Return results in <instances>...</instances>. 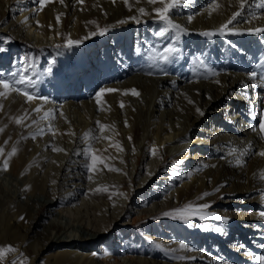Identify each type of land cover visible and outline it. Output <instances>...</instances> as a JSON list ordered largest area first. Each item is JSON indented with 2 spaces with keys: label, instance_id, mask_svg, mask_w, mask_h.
<instances>
[{
  "label": "bare ground",
  "instance_id": "bare-ground-1",
  "mask_svg": "<svg viewBox=\"0 0 264 264\" xmlns=\"http://www.w3.org/2000/svg\"><path fill=\"white\" fill-rule=\"evenodd\" d=\"M80 1L48 0L50 11L45 13L37 0H0L3 31L31 46L50 44L53 33L60 38L67 18L70 32L77 35L85 14L95 15L106 27L109 41L108 47L93 50L90 59L84 58L75 70L62 58L61 69L51 67L48 75L38 79L32 100L17 92L0 96L5 105L16 101L33 111L40 108L34 111L35 124L26 120L12 134L21 140L12 145L13 155H9L11 148L6 155L4 151L5 135L13 132L15 123L7 130L0 123V197L9 199V205L27 222L23 226L19 220L12 224L7 219L6 226L13 230L23 226L19 246L25 241L33 249L32 261L55 251L53 264H170L179 259L170 258L169 263L130 255L123 243L130 230L121 226L156 215L183 195L206 191L212 200L221 197V205L213 212L230 218L229 222L214 219L210 236L189 250V256H194L189 258L194 259L173 264H259L248 253L264 256V219L260 216L264 157L253 154L264 149V132L259 130L264 122V86H259L264 77V33L247 29L264 27L262 0H246L244 9L238 0H187L168 13L187 31L178 34L171 29L163 36L158 33L164 24L154 12L163 7L159 2L85 0L90 6L81 10ZM140 8L147 14L141 15ZM234 12L240 13L229 26L234 31L220 35L216 30ZM133 16L139 22L129 19ZM122 20L126 22L118 23ZM169 46L179 49L171 59H152ZM9 53L17 59L13 49ZM199 60L220 75L213 77ZM81 67L84 70L76 74ZM252 72L257 73L254 79L249 78ZM101 88L106 91L97 98ZM97 121L105 125L103 132ZM249 144L247 155L229 154ZM99 152L103 163L88 171L84 165L92 163V155L99 158ZM161 156L171 163L164 180L159 174L165 166ZM139 157L143 158L140 168ZM183 159L187 162H179ZM195 159L198 171L190 163ZM124 180L130 185L135 181L139 191L148 185L158 187L157 192L151 190L149 209L128 211L136 217L131 220L124 211L126 197L109 202L98 190L95 193L99 186L119 185ZM40 210H45L43 218L36 221ZM216 227L224 231L216 232ZM107 233L106 249L95 256V244ZM169 234L165 231L160 241L173 244L176 239ZM177 239L184 242L185 236L178 233ZM173 245L180 249L179 244Z\"/></svg>",
  "mask_w": 264,
  "mask_h": 264
},
{
  "label": "rangeland",
  "instance_id": "rangeland-1",
  "mask_svg": "<svg viewBox=\"0 0 264 264\" xmlns=\"http://www.w3.org/2000/svg\"><path fill=\"white\" fill-rule=\"evenodd\" d=\"M52 3L56 0H50ZM90 6L88 1H80L79 9L83 10ZM45 10V11H44ZM44 12L47 13L50 11V7L47 3L44 4ZM19 16V14H15ZM7 14L4 19H7ZM81 26L77 31V35H73L70 32V20L67 18L66 23L63 28V35L58 38L56 33L51 35L49 39L50 44L44 46H31L28 43L22 42L20 40L14 39L9 33H6L2 29L0 23V76L12 79L13 75L17 78L20 75H24L26 78L31 79L32 83H25L19 87L26 89L30 93L37 94V85L38 79L43 78L45 75H48L49 69L55 67L57 71L61 69L60 62L63 59H68L71 63L73 69L75 70V65L80 64L83 59H90V55L93 54L95 50H100L103 46L108 47V37L107 29L97 19L95 15L82 16ZM106 29V31H105ZM103 31L104 34L101 35L100 32ZM92 33H96L92 35ZM49 36V35H47ZM71 39L73 41H80L78 44H73L68 46L67 42ZM56 45H60L59 48ZM10 49H13L17 55V59L10 58ZM94 50V51H93ZM63 58V59H62ZM80 70H84V67L79 68L76 71V74ZM65 78V76L63 77ZM24 96V95H23ZM26 98V96H24ZM0 123H5V130L13 123L14 128L11 134L5 133L7 138L5 143L6 153H8L9 148L12 147L14 143H20L19 137H13L18 128L24 121L28 120L29 122L35 121L34 111L26 105V103L18 104L16 101L8 105H5L4 101L0 99ZM23 118L22 123L17 124L16 119ZM28 123V122H27ZM12 149V148H11ZM100 153V159L104 160V155ZM141 160L139 167L143 163V158L139 157ZM161 159H164L165 166L162 167L159 172L162 175V180L166 178L167 170L171 167L170 160L168 157L161 156ZM106 160V158H105ZM197 160H191L192 168L195 171L199 170V165L196 162ZM179 162H187V160H179ZM124 180L119 185H105L99 186L96 190L97 193L103 194L104 199L111 202L115 199L126 197L128 199L127 206L124 208L126 215H130L129 220L136 218L132 216L133 208H138L137 210L149 209L151 204V190L157 192L158 187L152 189V185L146 186L142 191H139L136 188L135 181L131 182ZM154 183V182H153ZM206 193V191H204ZM202 191L199 193L193 192L190 196H182L181 200L174 205L162 209L153 216H146L143 220H138L135 225H131L130 222H127L126 226H121L125 229H129L128 236L124 238L123 243L127 245V252L129 251L130 255L134 257H145L147 259H153L155 261L165 260L171 262L170 258L184 256V257H194L189 256V250L193 246H200V241L208 236H210V227L213 224L214 219L210 216H207L208 212H213L217 207L221 205V197H215L208 195L200 199L204 194ZM209 193V192H207ZM157 194V193H156ZM97 197V194L95 195ZM9 199L5 197H0V249L11 245L15 251L5 252L3 256L0 257V264H12V261H16V264H53L52 256L55 251L47 252L44 255L40 256L38 259L33 260L34 251L29 246L26 245V242L23 241L22 245L19 246L20 237L22 236L24 229L23 226L27 224L26 221H22L21 212L18 209L9 205ZM8 203V204H7ZM203 203H210L212 207L208 210H205L206 219L201 220L198 216L192 215L190 212L185 213V218H179V215L173 210L184 208L186 205L197 206ZM14 208V209H13ZM129 210H132L128 213ZM45 210H40L36 216V221H41L43 218V213ZM173 212L172 215H164V213ZM10 218V222L13 224L17 220L21 221L22 225L19 230H13V228L6 226L7 219ZM9 223V221H8ZM25 223V224H24ZM121 224V223H120ZM116 224V225H120ZM120 227V226H119ZM131 227V229L129 228ZM117 228L113 226L112 231L116 232ZM18 231V232H17ZM165 231L171 232V234L166 236H171L175 238L176 241L173 244H184L186 248L179 249L168 241L167 243H162L161 238L164 237ZM181 233L185 236L184 242L178 241L177 234ZM109 234L102 238L100 242L95 244V256H99L104 249H106L105 243L108 240ZM112 239V237H111ZM110 239V240H111ZM116 241L113 240L112 243ZM41 244V241H39ZM97 246V247H96ZM98 247H101L98 251ZM47 255V256H46ZM47 257V258H46ZM187 260V259H185ZM184 260L172 261L173 263H180Z\"/></svg>",
  "mask_w": 264,
  "mask_h": 264
},
{
  "label": "snow or ice",
  "instance_id": "snow-or-ice-1",
  "mask_svg": "<svg viewBox=\"0 0 264 264\" xmlns=\"http://www.w3.org/2000/svg\"><path fill=\"white\" fill-rule=\"evenodd\" d=\"M61 2H63V0H61ZM159 2L160 4L163 5V7H156L154 9V12L156 13V16L158 18L159 21L163 22L164 27L161 29V31L158 33L159 35L163 36L165 33H167L169 30L174 29L178 34L180 33H185L187 31V29L183 28L181 25L174 23L168 16V13L176 7H179L183 2H187V0H148V3L150 4H155ZM37 3L41 6V10L42 7L44 6L45 3H47V0H37ZM125 3H127V0H125ZM239 3V8L240 9H244L245 8V4H246V0H238ZM260 8H264V0H262V2L259 5ZM139 13L141 15H146L147 13L145 12L144 8H140L139 9ZM240 15L239 12H234L232 14V16L227 19L224 23H222L219 28L216 30V32H218L220 35H224L225 33L228 32H233L234 29L230 28L229 26L233 24L234 21H236L237 17ZM253 18H256L255 15L253 16ZM129 19L131 20H135L136 22H139V20L137 19L136 16L130 17ZM192 20V16L188 17V21L191 22ZM57 21H59V18H57ZM126 21H119L118 23H125ZM37 24H39V22L37 21ZM49 27L51 28V25H49ZM106 31V29H105ZM248 32H256V33H264V27H256V28H249L247 29ZM216 32H205L203 33L204 35H215ZM96 33H92V35H95ZM101 35L104 34L103 31L100 32ZM80 43V41H73L71 39L68 40L67 44L68 46H72L73 44H78ZM57 48L60 47V45H56ZM3 49H0V51H2ZM179 51L178 48L175 47H165L164 50L162 52H156L153 54L152 59L154 60H159V61H163V62H167L169 59L172 58V56L177 53ZM199 65L203 68H206L208 73H211V75L213 77H218L220 75L219 72L214 71L211 68H208L207 65L205 64V62L203 60H199ZM49 72H51V69L48 70ZM167 74V73H165ZM257 77V73L252 72L249 73V78L250 79H254ZM207 78V77H205ZM261 85L259 86H264V77H261ZM25 83L31 84L32 81L31 79L26 78L24 75H20L18 78L13 75L12 79H8L6 77L0 76V88L4 89V91H0V96H5L7 92H17L19 94H22L24 96L27 97V100H32L34 98L33 94L30 93L29 91L19 87L20 85H23ZM215 83L219 84L220 81L217 79L215 80ZM244 87H248V85H244ZM104 91H106L105 89L101 88L97 93L96 96L97 98H99ZM107 91L111 92L114 91V89H107ZM134 94H137L135 92V90H132ZM38 98V97H37ZM45 102H47V97H43L42 98ZM262 101H264V98H261ZM191 103V101H189ZM2 107V106H0ZM121 107H123V105H121ZM262 107H264V103H262ZM34 111L39 112L40 108L35 109ZM196 111L200 114L203 115L204 113L197 108ZM48 113H45V116H48ZM22 119L23 118H17L16 119V123L20 124L22 123ZM33 124L36 123V121L32 122ZM97 124L99 126V129L101 132L104 131L105 129V125H103L102 123H100V121H97ZM125 126H127V122H125ZM259 130L261 132H264V122H261L259 124ZM0 131H2V129H0ZM43 129L40 130L41 134L43 133ZM253 131H256V128H253ZM88 133H85V137H88ZM33 138H35V134H33ZM92 139H96L95 136L92 137ZM129 139H131V137H129ZM261 139H264V136H261ZM7 143V142H6ZM251 149V145L249 144L248 147L243 148L242 150H237L235 148L230 150V155L236 153L237 151H239V155L243 156V155H247L248 152ZM122 150V149H121ZM0 151H2V149H0ZM16 149L13 148L12 152L9 153V155H13L15 154ZM53 151H64L63 149H58V148H53ZM153 154H155L156 150L155 148L152 149ZM253 154H258L261 157H264V149H261L258 153H253ZM87 155V154H86ZM91 160L92 163L91 164H85L84 167L88 170V171H92L95 168V165L99 162V163H103V161L98 158L95 155L91 156ZM237 163H239V161H237ZM213 167H215V165H212ZM5 170L7 169V160H5V164H4ZM112 170V169H110ZM116 171H119L118 169H115ZM92 177L89 176V179H91ZM260 179L264 180V171L261 172L260 174ZM53 183H55V181H53ZM216 191H219V188L216 189ZM210 195V193H204L202 197H200V199H203V197ZM261 198L264 199V193H261ZM212 207V205L210 203H203L197 206H193L191 204L186 205L184 208L181 209H175L173 210V212L177 213L179 215V218H185V213L190 212L192 215L198 216L201 220L206 219V215H205V210H208ZM173 212H168V213H164V215H172ZM207 216H210L211 218L215 219L216 221H222L224 224H227L229 222L228 217L226 216H221L218 215L214 212H208ZM260 216L262 219H264V211H262L260 213ZM23 219V218H22ZM214 231L216 232H223L224 229L221 227H216L214 229ZM262 247H264V245H262ZM181 249L186 248V245L181 244L180 245ZM15 251V249L9 245L6 246L2 249H0V257L3 256V253L5 252H12ZM248 255L252 256V259L255 261H258L259 264H264V256H255L252 255L251 253H248ZM177 259L180 260H185V259H194V258H189V257H184V256H178ZM12 264H16V261H12Z\"/></svg>",
  "mask_w": 264,
  "mask_h": 264
}]
</instances>
